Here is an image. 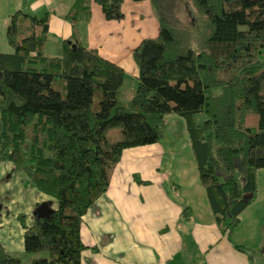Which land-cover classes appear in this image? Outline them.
Returning a JSON list of instances; mask_svg holds the SVG:
<instances>
[{"label": "trees", "instance_id": "1", "mask_svg": "<svg viewBox=\"0 0 264 264\" xmlns=\"http://www.w3.org/2000/svg\"><path fill=\"white\" fill-rule=\"evenodd\" d=\"M90 1L74 0L65 16L72 36L57 57L45 55L48 14L9 16L12 51L0 53V164L11 163L55 207L30 225L18 217L24 252L46 257L23 263L0 243V264H81L83 216L107 191L123 152L157 143L171 114L185 121L217 225L252 263L254 253L231 235L264 169V0H149L158 37L133 51L137 87L127 101L118 99L123 70L80 39ZM92 1L107 21L123 17L124 0Z\"/></svg>", "mask_w": 264, "mask_h": 264}, {"label": "crops", "instance_id": "2", "mask_svg": "<svg viewBox=\"0 0 264 264\" xmlns=\"http://www.w3.org/2000/svg\"><path fill=\"white\" fill-rule=\"evenodd\" d=\"M73 2L0 0L4 36L9 16L27 3L35 17L49 15L45 55L60 56L62 43L72 36L65 16ZM89 7L90 20L78 24L80 39L123 70L119 92L128 81L127 93L133 92L138 77L133 51L143 40L158 37V22L149 0H124L123 17L114 21H107L92 0ZM135 177L146 184L137 183ZM29 184L24 175L21 185L14 188L31 219L18 208L12 216L15 225L10 226L8 217L0 214V243L11 255L24 252L19 215L30 225L38 205L51 201ZM257 186L256 198L239 214V224L231 235L234 245L254 253L251 263L226 239L211 213L184 119L167 115L159 141L125 150L107 191L83 216L80 234L87 249L81 264H264V255L259 253L264 240V169L257 173ZM185 208L189 214L183 215Z\"/></svg>", "mask_w": 264, "mask_h": 264}, {"label": "rangeland", "instance_id": "3", "mask_svg": "<svg viewBox=\"0 0 264 264\" xmlns=\"http://www.w3.org/2000/svg\"><path fill=\"white\" fill-rule=\"evenodd\" d=\"M21 9L26 10V11L31 13L27 3H25L24 6L20 7V10ZM5 24L6 23H4L2 21V19H0V53H6V52L10 53L12 51V49L10 48V46L7 42L6 32H5V36L3 33V26ZM190 43H191V46L198 48V46L200 45V37L197 36L195 33H193L191 38H190ZM261 58L264 60V51L261 53ZM129 77H130V75H127L126 79H128ZM126 85L127 86L122 88L121 92L118 93V99L120 101L129 100V98L134 94L136 87H137L136 86L135 89H133L134 90L133 92L127 93L129 86H130V82L128 81ZM129 94H131V95H129ZM200 117L202 119L204 118L202 115ZM168 131L170 133L171 128ZM22 178H24L23 173L21 171L14 170L11 163H1L0 164V214L4 215V216L6 215L8 217V221H11L9 223L10 226L15 225V221L12 222L14 220L15 216L14 217H12V216L14 215V212L18 208H22L21 212H24V215L25 214L27 215L28 220L31 219L30 218L31 213H28L29 211H27V209H24L25 208L24 207V201H22L21 198H18L17 190H16V188H14V185H21ZM7 185H11V186L8 187ZM29 185H31V184H29ZM5 188L7 190H5ZM9 190H12V191L7 192ZM13 256L20 258L23 263H30L31 260H33L34 258L46 257L45 254H26L25 252L20 253V254H16Z\"/></svg>", "mask_w": 264, "mask_h": 264}, {"label": "water", "instance_id": "4", "mask_svg": "<svg viewBox=\"0 0 264 264\" xmlns=\"http://www.w3.org/2000/svg\"><path fill=\"white\" fill-rule=\"evenodd\" d=\"M52 211L53 208H51L50 202H43L38 205V207L34 211V214L37 219H43L48 217Z\"/></svg>", "mask_w": 264, "mask_h": 264}]
</instances>
